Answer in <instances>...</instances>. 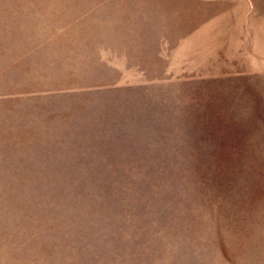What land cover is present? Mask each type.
Here are the masks:
<instances>
[{
	"label": "rangeland",
	"instance_id": "374dc122",
	"mask_svg": "<svg viewBox=\"0 0 264 264\" xmlns=\"http://www.w3.org/2000/svg\"><path fill=\"white\" fill-rule=\"evenodd\" d=\"M209 12L0 0V109L46 108L0 125V264H264V75L182 42Z\"/></svg>",
	"mask_w": 264,
	"mask_h": 264
},
{
	"label": "crops",
	"instance_id": "0c3cea01",
	"mask_svg": "<svg viewBox=\"0 0 264 264\" xmlns=\"http://www.w3.org/2000/svg\"><path fill=\"white\" fill-rule=\"evenodd\" d=\"M200 1L210 12L204 15L188 37H183L182 42L185 45L194 42L207 55L209 52L213 54L215 79L264 75V0ZM32 50H40V45L36 44ZM42 57L45 60V56ZM45 91V88L37 90ZM33 106L23 111L20 121L14 118L17 113L0 109V125L11 129L8 131L11 136L16 134L17 138H22L20 143L23 146L45 147V104Z\"/></svg>",
	"mask_w": 264,
	"mask_h": 264
}]
</instances>
